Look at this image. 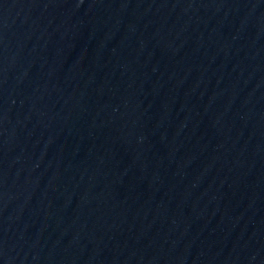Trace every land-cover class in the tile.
<instances>
[{
    "label": "water",
    "instance_id": "obj_1",
    "mask_svg": "<svg viewBox=\"0 0 264 264\" xmlns=\"http://www.w3.org/2000/svg\"><path fill=\"white\" fill-rule=\"evenodd\" d=\"M0 264H264V0H0Z\"/></svg>",
    "mask_w": 264,
    "mask_h": 264
}]
</instances>
